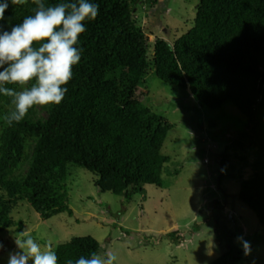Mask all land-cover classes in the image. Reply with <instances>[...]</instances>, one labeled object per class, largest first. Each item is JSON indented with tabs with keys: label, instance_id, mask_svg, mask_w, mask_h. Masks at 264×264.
Wrapping results in <instances>:
<instances>
[{
	"label": "trees",
	"instance_id": "1",
	"mask_svg": "<svg viewBox=\"0 0 264 264\" xmlns=\"http://www.w3.org/2000/svg\"><path fill=\"white\" fill-rule=\"evenodd\" d=\"M139 1L0 0V233L23 229L13 217L23 201L46 219L72 215V164L94 173L101 192L123 195L125 208L145 186H163L173 123L139 97L150 65L204 106L230 102L247 117L219 155V185L231 157L254 150L239 199L264 226V0H200L192 28L173 42L156 38L152 52L134 15ZM216 218V239L226 233L229 246L217 263L234 264L241 251ZM99 250L94 237H73L54 249L52 264H99Z\"/></svg>",
	"mask_w": 264,
	"mask_h": 264
},
{
	"label": "rangeland",
	"instance_id": "2",
	"mask_svg": "<svg viewBox=\"0 0 264 264\" xmlns=\"http://www.w3.org/2000/svg\"><path fill=\"white\" fill-rule=\"evenodd\" d=\"M199 3L140 0L134 15L149 45L156 38L173 42L192 28ZM139 97L173 123L162 149L171 158L163 170V186H145L125 208L123 195L101 192L94 173L72 164L67 200L72 215L64 212L46 219L28 202H21L13 217L24 227L0 233V264H52L54 249L77 236L99 241V264H218L229 246L226 233L219 242L216 239V216L241 251L234 264H264V226L239 199L240 180L254 173L256 152L233 155L232 168L219 185V155L245 130L247 117L230 102L218 109L204 106L188 90L160 80L152 65ZM215 202L221 207H215ZM174 230L184 233L181 243H172L166 236ZM141 234L162 236V240L145 245Z\"/></svg>",
	"mask_w": 264,
	"mask_h": 264
}]
</instances>
